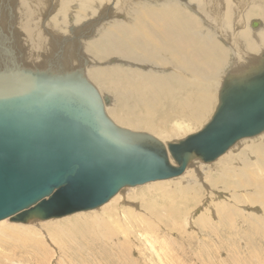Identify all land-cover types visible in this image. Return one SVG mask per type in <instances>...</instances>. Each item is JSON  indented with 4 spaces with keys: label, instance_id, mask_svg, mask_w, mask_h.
<instances>
[{
    "label": "bare ground",
    "instance_id": "1",
    "mask_svg": "<svg viewBox=\"0 0 264 264\" xmlns=\"http://www.w3.org/2000/svg\"><path fill=\"white\" fill-rule=\"evenodd\" d=\"M65 16L76 22L71 31L58 26ZM45 56L54 61H33ZM56 64L59 67L48 66ZM263 65L264 0H0V77H28L19 81L50 82L65 91L87 89L97 97L104 123L114 134L122 139L154 143L166 152L174 166L168 145L198 133L214 116L225 84L252 77ZM105 99L109 100L108 105L104 104ZM259 136H264V132L235 143L213 161L219 160L216 169L209 168L212 162L203 163L193 157L184 173L173 180L140 185L136 187L141 190L138 193H134L133 187L123 188L125 191L118 192L99 209L104 220L102 228L96 225L93 230L96 235L87 232L94 212L82 211L83 214L71 216L76 219L75 224L69 218L30 219L27 223L0 221V258L4 259L0 263L30 264L27 259H20L22 246L28 243L27 238L19 235L28 234L27 228L10 226L8 222L40 227V232L46 225L56 229L50 231L59 242L54 244L53 251L65 259L67 256L63 255L79 244L74 238L71 246L65 245L59 232H76L82 238L80 241L89 244L82 243L80 252L90 249L87 253L92 256L86 254L87 263L77 254L83 260L78 264H94L97 259L124 252L133 238L138 242L143 236L149 237L146 229H162L168 235L177 233L186 227V213L198 206L201 216L211 211L222 218L221 232L230 241L234 235L243 239L233 243V248L219 238V233L210 232L206 237L207 250L198 256H207L211 261L229 246L226 254L233 250L237 253V258H231L235 264H264V137ZM152 184H156V190L147 200L145 188ZM175 196L177 201H172ZM219 197H225L227 202H208ZM130 198L139 202V211L123 205ZM230 211H236L235 226L229 221ZM198 223L202 228L207 224L201 220ZM36 231L37 239L29 242L35 249L31 248L29 253L37 250L42 254L39 261L47 264L51 251L41 242L46 239L51 244L50 239ZM152 240H148L149 250L156 243ZM204 242L198 240L195 247L199 249ZM99 244L95 254L92 248ZM171 244L170 248L160 246L157 250L161 254L157 258L163 255L160 260L165 259V264L176 263L167 257L172 256L174 247L177 258L187 254V248L181 250L175 241ZM243 245L246 249L241 252ZM244 253V259L250 263L240 259L239 255ZM32 259L37 260L34 256Z\"/></svg>",
    "mask_w": 264,
    "mask_h": 264
},
{
    "label": "water",
    "instance_id": "2",
    "mask_svg": "<svg viewBox=\"0 0 264 264\" xmlns=\"http://www.w3.org/2000/svg\"><path fill=\"white\" fill-rule=\"evenodd\" d=\"M19 80L0 77V221L97 209L123 188L177 178L191 158L213 162L264 132V65L252 77L226 83L212 119L168 145L176 166L154 143L114 134L87 89Z\"/></svg>",
    "mask_w": 264,
    "mask_h": 264
},
{
    "label": "rangeland",
    "instance_id": "3",
    "mask_svg": "<svg viewBox=\"0 0 264 264\" xmlns=\"http://www.w3.org/2000/svg\"><path fill=\"white\" fill-rule=\"evenodd\" d=\"M75 24H76V22L73 20L72 21V19H71V17L70 16H65V18H64V20H62V21H60L59 20V23H58V26L60 27V30H62L65 26L66 27H69V30L71 31L73 28H75ZM41 27H43V24L41 25ZM67 32H69V31H67ZM54 61V58H49V59H47V57L45 56V57H41V58H39L38 60L37 59H33V61L34 62H36V63H47V61ZM22 61H24V60H22ZM58 65H61V62L60 61H58L57 59H56V61H55ZM57 64H56V66H54V65H48L49 67H59V66H57ZM88 67H90V66H88ZM91 67H93V66H91ZM111 104V103H110ZM262 137H264V136H259L258 138L260 139V138H262ZM254 141H255V139H254ZM232 153V152H231ZM222 159V158H221ZM220 159V160H221ZM219 161V160H218ZM218 161H216V162H212V164L210 163L208 166H209V168L210 169H216V167H215V165H216V163H218ZM173 180V179H172ZM166 181H169V180H165V181H160V182H166ZM159 181H156V183H158ZM152 183H155V182H152ZM144 186V185H143ZM200 186L202 187L203 186V184H200ZM136 187H140V186H136ZM136 187H133L134 189V193H138L139 191H141V190H137V188ZM171 187H173V185H171ZM127 189H131V188H127ZM156 190V184H152V185H150L149 187H147V188H145V192H146V194H147V200H150V197H149V194L152 192V191H155ZM122 191H125V190H122ZM202 192H203V190H202ZM120 193H118V195H119ZM204 194H205V191L203 192V196H204ZM118 195H116V196H118ZM115 196V197H116ZM114 198V197H113ZM112 198V199H113ZM204 198V197H203ZM222 199H220V197L218 198L219 200H210V199H208V200H210V201H208V202H211V203H219V201H225V202H227V199L225 198V197H221ZM225 198V199H224ZM111 199V200H112ZM110 200V201H111ZM130 202H122L123 203V205L125 206V207H128L129 209H131V210H133V211H135V212H137V210H135V209H137L138 208V211L140 210V206H139V202L138 201H136V200H133V199H131L130 198ZM201 200H203V199H201ZM109 201V202H110ZM172 201H177V196H175V199L174 200H172ZM218 201V202H217ZM135 204H134V203ZM156 203H158V202H156ZM201 203H203V201H201ZM201 203H199L198 205H201ZM107 204V203H106ZM105 204V205H106ZM117 204H118V202H117ZM105 205H103V206H100V208H98V209H94V210H91V211H87V212H84V213H87V214H90V213H93L94 212V216L92 217V218H89V220H90V222L88 223V225H87V232H88V234H90L91 236L94 234V235H96L94 232H93V230H95V227H96V225H100V227L102 228L103 227V220H104V216L101 214V212H103V211H100L99 212V209H102ZM119 205V204H118ZM134 206V207H133ZM195 208V209H194ZM193 208V210L191 211V212H189V213H186V214H188L187 215V220L186 221H184L185 222V225H186V227L185 228H180V231H177V233L175 232V233H173V235L172 234H169L168 235V233L164 230H160V231H157V232H154V231H150L149 229H146V231L148 232V234H149V237H150V235H152V237L154 238V240H156V243H154V244H152V248L154 247V245H155V247L153 248V250H151L152 248H150V250H149V247H151V244L149 243L150 241L151 242H153V238H149L148 236H146V237H141L140 238V236H139V234H136V235H134V236H136L137 238H140V240L138 241V242H136L137 240L136 239H134L133 237H132V234H131V238H133V239H131V240H129V243H128V246L129 247H127L126 246V248L128 249V248H130V249H126V250H124V252L122 251V252H120V253H118V255H119V257H118V255H114V253H112L111 254V256H110V258H103V259H97V261H96V263H94V264H157V263H159V261H160V263L161 264H165V259H163V260H160V259H162L163 257V255L161 256V258L159 257V258H157L158 257V255L160 256L161 254H160V251L157 253V250H159V248H160V246H164V247H166V248H170V246L172 245L171 243L173 242V241H175V242H177V244H178V246H180V249L181 250H183V249H185V248H187L185 251H187V254L186 255H184V256H179L178 258H177V253H176V250H175V247H174V249L172 250V256L171 255H168L167 257H169L170 258V260H172V259H174L173 261H176V263H174V262H172V264H219V263H221V264H223L224 262V264H235V261H231V258L232 259H234V258H237L238 256H236L235 254H237L234 250H233V254L234 255H228V254H226V249L229 247V246H233V248H234V245H233V243L235 244V243H241V241H243V239H239V237H238V235L236 236V235H234L233 237L234 238H232V240L230 241V238L228 237V236H226L225 235V233H222L221 232V230H222V225H223V220H222V218H220V217H218V216H215V215H213V213L210 211V213H208V214H204V215H202L201 216V209H200V207L198 208V206L197 207H194ZM198 209H200V210H198ZM212 208H209L208 210H211ZM245 210L244 211H246V208H244ZM252 210V209H251ZM239 211H241V209L239 210ZM238 211V212H239ZM253 211V210H252ZM194 212V213H193ZM197 213V214H196ZM198 213L200 214V215H198ZM234 213H236V211H230L229 212V221L231 222V226L233 225V226H235L236 225V220H235V215H234ZM79 214H83V213H79ZM79 214H73V215H70V216H67V217H63V218H60V219H53V220H48V221H60V220H62V219H65V218H69L70 219V223H73V224H75L76 223V219L75 218H72V217H74L75 215H79ZM118 214H114V216H117ZM72 216V217H71ZM113 218V216H111V219ZM199 220H201V221H204V222H206L207 224H205V228H202L201 226H200V224L198 223V221ZM4 221V220H3ZM7 222H8V220H6ZM197 221V222H196ZM211 221V222H210ZM43 222H47V221H43ZM42 221H41V223H43ZM7 225L8 224H10V226H24V227H26L27 229H26V231H27V233L28 234H23V233H21L19 236L20 237H24V238H27L26 239V243H28V245H25V246H22L23 247V250H22V253H20L21 255H20V259H27V261L30 263V264H37L38 262H39V264H43L42 262H40L39 260H40V258H41V256H42V254L40 253V252H38L37 250H34L35 251V253L36 252H38V253H32V254H30L29 253V250L32 248V249H35V246H30L31 244V241H34V240H36L37 239V231H36V229L38 230V233L40 234V235H46V237H48L49 239H50V243L52 244H49L48 242H47V240L46 239H44V240H42V242L41 243H43L44 245H45V248L50 252V255H49V258H50V261L48 260V258H47V260H46V263L47 264H78V263H81L83 260H85V261H87V263H88V261L89 260H87V259H85V257L86 258H89V257H91L92 258V256L90 255V254H88V253H90V249L89 250H83L82 251V253L80 252V248H83V244H85V245H89L87 242H85V241H80L82 238L80 237V235L79 234H75L76 232L74 231V229H72V232H75L74 234H71V233H68V232H66V233H61V232H59L60 234H62V236H60V240H61V242L62 243H64L65 245H67V246H71L72 244H73V242H74V238H77V240H76V242H77V244H79V245H75L74 247H72L71 249H69L65 254L66 255H63V257H66L67 256V258L65 259V258H62V257H60V256H56V254L54 253V251H53V246H54V244H56V243H58L59 244V242H56L55 241V239H54V234L53 233H51L50 231H54V230H56V229H53V228H47V226L48 225H46V226H43L44 228H43V230L40 232V230H41V228L39 227V228H36V227H34V226H31V225H28V224H26V225H24V224H15V223H10V222H8V223H6ZM191 227V228H190ZM212 227V228H211ZM40 229V230H39ZM78 230L79 229H77V232H78ZM136 230V229H135ZM134 230V231H135ZM138 230V232H140V233H142L143 234V231L142 230H140V229H137ZM43 232L45 233V234H43ZM164 232V233H163ZM216 233L217 235H218V233H219V238H221V239H224L228 244L227 245H229L219 256H217L218 258H215V259H211V261H209L210 259H207V256H198L202 251H206L207 249H205L207 246H208V243H207V238L206 237H208V234L209 233ZM23 234V235H22ZM74 237H73V236ZM29 236H31V237H29ZM79 237V238H78ZM135 237V238H136ZM66 238V240H68V241H65L64 239ZM147 238V239H146ZM228 238V239H227ZM238 238V239H237ZM57 239L59 240V236L57 237ZM145 241H144V240ZM189 239V240H188ZM192 239V240H191ZM40 240V239H39ZM135 240V241H134ZM142 240V241H141ZM148 240H150V241H148ZM161 240V241H160ZM186 240H188V241H186ZM198 240H203V241H206V242H204V243H201V245H199V249H197L196 247H195V242H197L198 243ZM134 241V242H133ZM185 241V242H184ZM30 242V243H29ZM36 242H38V240L36 241ZM132 242V243H131ZM136 242V243H135ZM143 242V243H142ZM201 242V241H200ZM25 243V244H26ZM83 243V244H82ZM147 243H148V245H147ZM16 244H19V241H17L16 242ZM70 244V245H69ZM130 244H134V245H130ZM143 244H146V245H143ZM99 247H100V244L99 245H97L95 248H92L93 249V251H94V253L96 254L97 253V249H99ZM146 247V248H145ZM156 248V250H154ZM189 248V249H188ZM38 249V248H37ZM141 249V250H140ZM203 249V250H202ZM210 250H214V247H210L209 248ZM241 252L244 250V249H246V247L244 248V245L241 247ZM57 250L59 251V249L57 248ZM119 250V249H118ZM136 250V251H135ZM139 250V251H138ZM198 250V251H197ZM86 251V252H85ZM133 251H135V252H133ZM49 252H48V254H49ZM88 252V253H87ZM128 254H127V253ZM7 253H11V252H7ZM140 253H142V254H140ZM206 253L207 252H204V254L206 255ZM28 254H30L31 256H30V258L31 259H29V255ZM77 254H80L81 255V258L83 257V260H81L80 258H78L77 256ZM86 254H87V256L89 255V257H87L86 256ZM124 254V255H123ZM130 254V255H129ZM132 254V255H131ZM33 256L35 257V258H37V260H34V259H32L33 258ZM133 256V257H132ZM220 256H222V257H220ZM241 256V260L244 262V263H250L251 261L250 260H246V259H244V256H245V253L244 254H240L239 255V257ZM69 258V259H68ZM73 258H75V260L73 259ZM77 258V259H76ZM185 258H187V259H185ZM220 258V259H219ZM68 259V260H67ZM132 261H131V260ZM149 259H151V260H149ZM159 259V260H158ZM178 259H180V261L178 260ZM184 259V260H183ZM247 259H248V256H247ZM2 260H4L3 259V257H1L0 258V261H2ZM91 260V259H90ZM34 261V262H33ZM127 261H129V262H127ZM208 261V262H207ZM246 261V262H245ZM36 262V263H35ZM4 263V262H3ZM159 263V264H160ZM1 264V263H0ZM90 264H92V263H90Z\"/></svg>",
    "mask_w": 264,
    "mask_h": 264
}]
</instances>
